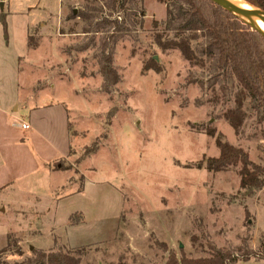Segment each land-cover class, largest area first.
<instances>
[{
    "label": "rangeland",
    "instance_id": "374dc122",
    "mask_svg": "<svg viewBox=\"0 0 264 264\" xmlns=\"http://www.w3.org/2000/svg\"><path fill=\"white\" fill-rule=\"evenodd\" d=\"M107 4L0 0V245L10 236L1 261L81 249L82 264H165L170 251L197 258L214 246L239 256L234 264H264V186L242 188L240 165L197 167L220 154L213 127L264 168V125L246 102L236 132L223 113L237 88L223 96L207 67L156 44L165 3ZM79 12L125 20L110 94L98 63L110 33L90 31ZM151 60L161 72L144 71Z\"/></svg>",
    "mask_w": 264,
    "mask_h": 264
},
{
    "label": "trees",
    "instance_id": "16d2710c",
    "mask_svg": "<svg viewBox=\"0 0 264 264\" xmlns=\"http://www.w3.org/2000/svg\"><path fill=\"white\" fill-rule=\"evenodd\" d=\"M167 6V18L162 31L155 34V42L163 51L177 50L191 65L207 67L210 73L208 87L219 84L223 96L234 91V106H230L223 117L240 132L245 124L247 111L246 102L254 111L256 122L264 125V36L254 30L242 18L226 10L212 0H157ZM249 4L264 11V0H245ZM134 0H108L110 9H122L126 12ZM129 15V14H128ZM80 16L90 20V31L94 33H110L108 39L101 43L98 63L103 77L102 88L112 93L114 87L121 82V76L114 66V52L117 42L123 37L125 20L122 16L112 19L110 16L96 17L88 12H79ZM4 26L5 36L8 38L6 16L0 15ZM194 42H197L194 45ZM29 48H37L38 44L29 37ZM144 71L161 72L159 64L151 60L144 65ZM201 87H205L204 80L192 79ZM191 81V82H192ZM207 133L216 139L220 149L217 157H209L200 162L197 167H205L209 171H224L233 166H239L241 187L244 189H261L264 186V168L256 165L247 151L236 147L223 139L221 133L213 127L207 128ZM264 134V129H263ZM82 191L79 190V192ZM73 216L70 217V220ZM79 222H72V225ZM8 244L0 253L9 250ZM167 250V249H165ZM17 253L23 254L21 248ZM34 256L27 258L21 264H82L81 249L76 251L34 250ZM248 259L255 252L242 251ZM239 256L232 251L218 249L213 246L211 256L180 257L170 251L165 264H234ZM0 264H5L0 259Z\"/></svg>",
    "mask_w": 264,
    "mask_h": 264
},
{
    "label": "water",
    "instance_id": "95a60500",
    "mask_svg": "<svg viewBox=\"0 0 264 264\" xmlns=\"http://www.w3.org/2000/svg\"><path fill=\"white\" fill-rule=\"evenodd\" d=\"M212 1L222 6L226 10L232 12L233 14L239 16L240 18H242L254 30L258 31L264 36V30H262L258 24L259 21H264V11L263 10L256 7L257 10L262 14L261 16L259 13H255V11L249 10L229 0H212Z\"/></svg>",
    "mask_w": 264,
    "mask_h": 264
},
{
    "label": "bare ground",
    "instance_id": "6f19581e",
    "mask_svg": "<svg viewBox=\"0 0 264 264\" xmlns=\"http://www.w3.org/2000/svg\"><path fill=\"white\" fill-rule=\"evenodd\" d=\"M229 1H232L234 3H237L238 5H240L242 7H245L247 9H249V10L255 11V13H259L262 16V14L257 10L256 7L252 6L251 4H249L248 2H246L245 0H229ZM258 24H259V27L262 30H264V21H259Z\"/></svg>",
    "mask_w": 264,
    "mask_h": 264
},
{
    "label": "crops",
    "instance_id": "0c3cea01",
    "mask_svg": "<svg viewBox=\"0 0 264 264\" xmlns=\"http://www.w3.org/2000/svg\"><path fill=\"white\" fill-rule=\"evenodd\" d=\"M10 8H11V3H10ZM27 9H28V8H27ZM11 13H14V11H13V12L11 11ZM29 27H30V26H29ZM29 27L27 28V33H28V29H29ZM28 41H29V39H28ZM27 46H28V45H27ZM28 47H29V46H28ZM5 237H6V239L4 240V243H5V244H4L3 246H2V244L0 245V250L3 249V248H5V247L7 246V244H8V234H6Z\"/></svg>",
    "mask_w": 264,
    "mask_h": 264
},
{
    "label": "built area",
    "instance_id": "2783aa9c",
    "mask_svg": "<svg viewBox=\"0 0 264 264\" xmlns=\"http://www.w3.org/2000/svg\"><path fill=\"white\" fill-rule=\"evenodd\" d=\"M22 128L23 129H29L30 128V125L29 124H26V123H23L22 124Z\"/></svg>",
    "mask_w": 264,
    "mask_h": 264
}]
</instances>
